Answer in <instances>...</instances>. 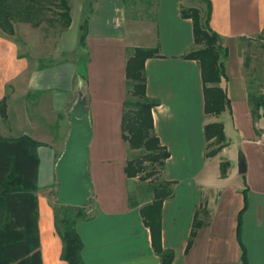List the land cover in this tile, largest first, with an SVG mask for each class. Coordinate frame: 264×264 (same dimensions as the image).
<instances>
[{
	"label": "crops",
	"instance_id": "obj_1",
	"mask_svg": "<svg viewBox=\"0 0 264 264\" xmlns=\"http://www.w3.org/2000/svg\"><path fill=\"white\" fill-rule=\"evenodd\" d=\"M210 2V27L228 49L226 79L220 86L230 107L220 116L206 113L200 64L185 58L197 48L193 21L182 15L184 8L194 7L191 0H156L152 18L128 16L124 0H95L88 14L72 12L52 60L39 49L29 55L0 30V101L7 98L8 111L6 121L0 114V136H29L39 143L34 150L39 159L35 194L42 264H68L61 258L64 244L55 228L56 212L65 205L53 195L56 167L71 130L67 112L76 94L78 102L88 104L93 130V202L87 207L94 213L77 224L85 264H162L141 213L152 198L131 206L137 181L125 174L133 155L122 132L126 66L135 48L156 50L145 63L146 94L158 102L152 109L154 133L170 153L164 179L174 182V196L162 206L161 244L174 252L171 264H242L244 248L248 264H264V118L254 121L252 115L248 84L253 58L246 68L247 43L264 33V0ZM86 19L87 48L82 50ZM63 53L68 58L56 60ZM43 56L48 60L42 61ZM215 122L224 124L228 145L207 158L205 127ZM224 161L230 163L226 176L221 173ZM240 161L246 164L244 174ZM203 208L209 211L208 222L187 251L196 215L204 218Z\"/></svg>",
	"mask_w": 264,
	"mask_h": 264
},
{
	"label": "trees",
	"instance_id": "obj_2",
	"mask_svg": "<svg viewBox=\"0 0 264 264\" xmlns=\"http://www.w3.org/2000/svg\"><path fill=\"white\" fill-rule=\"evenodd\" d=\"M130 1L136 4L135 0H124L127 9ZM203 2L207 6L204 17L202 10L198 8L182 10L183 17L193 21L195 45L199 47L190 51L185 58L197 60L200 64L206 113L220 116L230 107L226 90L220 86L226 79L224 62L228 57V49L222 45L220 36L210 27L212 12L210 0ZM142 3L149 8H156V0H142ZM61 4L65 9L63 16L67 19L65 25L67 29L72 22L71 7L67 0H61ZM134 17L140 18L139 14ZM12 21V11L7 0H0V28L5 33L14 35L15 28ZM39 25L40 23L35 24V26ZM88 25L89 21L86 19L81 26L82 50L87 48ZM155 55L156 50L135 48L127 60L128 99L124 103L122 117L123 139L132 150L142 151V154L127 161L125 174L128 179H138L150 186L152 201L141 208V213L145 224L151 230L153 246L161 257L162 264H171L174 252L164 250L161 244L162 206L165 200L174 196V182L164 179L165 165L170 153L154 133L152 109L158 102L150 99L146 94L145 63L148 58ZM250 60V57H247V69L250 68ZM249 76L252 115L254 121H257L264 118V84L260 83L256 88V79ZM129 97L135 98L136 101ZM85 106L89 113L86 102ZM0 114L5 121L8 120L7 98L0 101ZM205 135L208 141L207 158L217 156L228 145L224 124L221 122L208 124L205 127ZM37 146L39 143L29 136L14 139L0 136V264H42L37 226L38 198L35 194L39 171V159L34 153ZM229 166V162L221 163L222 176L227 175ZM129 201L133 207L139 205L132 196L129 197ZM202 210L204 218L199 217V212L196 215L187 251L191 248L198 229L208 222L209 211L206 208ZM244 210L239 215V237ZM88 218L90 217L84 211V207L61 206L56 212L57 232L64 244L61 258L68 264H85L82 257L84 244L77 231V224ZM242 261V264H248L245 248Z\"/></svg>",
	"mask_w": 264,
	"mask_h": 264
},
{
	"label": "rangeland",
	"instance_id": "obj_3",
	"mask_svg": "<svg viewBox=\"0 0 264 264\" xmlns=\"http://www.w3.org/2000/svg\"><path fill=\"white\" fill-rule=\"evenodd\" d=\"M70 7V15L72 12L80 14L81 11L89 13L92 11L95 0H67ZM136 4L130 1L129 9H127L128 16L134 17L139 14L141 18H152L154 16V7H147L142 0H135ZM194 7L202 10V17L205 16L207 10L206 4L203 0H191ZM7 4L12 11L13 25L15 28V34H9L13 39L19 41L23 51L29 55H35L36 50H41L43 55L50 56L51 60L55 57V50L57 49V42L59 41L62 32L65 30L67 19L64 15L65 9L61 4V0H7ZM188 9V8H186ZM36 23H40L39 26H35ZM0 30H2L0 28ZM3 31V30H2ZM8 34V33H7ZM246 54L250 57V63L252 58L255 60L252 62L253 67L250 70L252 78L256 79L257 86L264 84V33L259 37L249 41L247 43ZM199 48V47H197ZM36 49V50H35ZM37 54V53H36ZM68 58L67 53L57 55L58 61H63ZM48 60L43 56L42 61ZM54 60V59H53ZM85 72V64H81V74ZM260 81V82H259ZM85 83L82 84V91H85ZM79 95L76 94L72 106L68 110L67 114L72 113L78 102ZM133 101L135 98L129 97ZM130 148V147H129ZM130 150H132L130 148ZM133 155L131 159L141 156L142 151L132 150ZM136 185L132 188L131 196L138 203H147L152 198L151 188L148 183H144L138 179H135ZM56 200V193H54ZM87 206H91L88 204ZM85 206L84 211L88 217L92 216L94 211H90L89 207ZM55 228L56 222H55ZM59 235V234H58ZM60 236V235H59ZM61 237V236H60Z\"/></svg>",
	"mask_w": 264,
	"mask_h": 264
},
{
	"label": "water",
	"instance_id": "obj_4",
	"mask_svg": "<svg viewBox=\"0 0 264 264\" xmlns=\"http://www.w3.org/2000/svg\"><path fill=\"white\" fill-rule=\"evenodd\" d=\"M71 124L65 151L56 167L57 201L61 205L85 207L92 203V179L89 173L90 145L93 130L90 115L82 101L68 115ZM239 171L246 172L244 161L239 163Z\"/></svg>",
	"mask_w": 264,
	"mask_h": 264
},
{
	"label": "built area",
	"instance_id": "obj_5",
	"mask_svg": "<svg viewBox=\"0 0 264 264\" xmlns=\"http://www.w3.org/2000/svg\"><path fill=\"white\" fill-rule=\"evenodd\" d=\"M263 146H264V134H263Z\"/></svg>",
	"mask_w": 264,
	"mask_h": 264
}]
</instances>
